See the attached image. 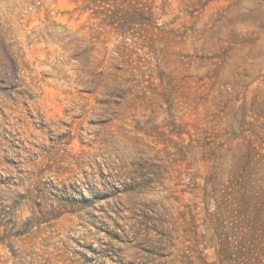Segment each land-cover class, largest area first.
Returning <instances> with one entry per match:
<instances>
[{
	"label": "rangeland",
	"instance_id": "374dc122",
	"mask_svg": "<svg viewBox=\"0 0 264 264\" xmlns=\"http://www.w3.org/2000/svg\"><path fill=\"white\" fill-rule=\"evenodd\" d=\"M0 264H264V0H0Z\"/></svg>",
	"mask_w": 264,
	"mask_h": 264
}]
</instances>
